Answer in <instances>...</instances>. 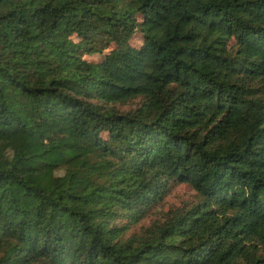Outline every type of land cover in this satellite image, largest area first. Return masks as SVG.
Masks as SVG:
<instances>
[{"label": "trees", "instance_id": "obj_1", "mask_svg": "<svg viewBox=\"0 0 264 264\" xmlns=\"http://www.w3.org/2000/svg\"><path fill=\"white\" fill-rule=\"evenodd\" d=\"M0 264H264V0H0Z\"/></svg>", "mask_w": 264, "mask_h": 264}, {"label": "rangeland", "instance_id": "obj_2", "mask_svg": "<svg viewBox=\"0 0 264 264\" xmlns=\"http://www.w3.org/2000/svg\"><path fill=\"white\" fill-rule=\"evenodd\" d=\"M139 37L136 36L134 37L133 41L135 43H138L139 42ZM81 53L89 60H92V61H98L102 58V55H103V52H90V51H85V50H82ZM188 192V188L184 185H177L175 188H174V191L172 194H170L168 197H167V200L168 201H176V199L180 196V195H183L184 193Z\"/></svg>", "mask_w": 264, "mask_h": 264}]
</instances>
